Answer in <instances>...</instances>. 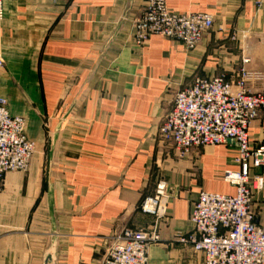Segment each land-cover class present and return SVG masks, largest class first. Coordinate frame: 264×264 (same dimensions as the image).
<instances>
[{
    "label": "crops",
    "instance_id": "0c3cea01",
    "mask_svg": "<svg viewBox=\"0 0 264 264\" xmlns=\"http://www.w3.org/2000/svg\"><path fill=\"white\" fill-rule=\"evenodd\" d=\"M165 3L212 18L194 49L157 35L136 41L132 25L145 0H5L0 97L24 118L35 154L27 171L4 176L0 264H43L53 239L55 264H101L114 233L153 224L139 205L159 180L172 199L148 264L203 263L191 247L165 243L191 230L200 191L235 194L222 174L238 169L236 149L228 142L178 158L157 131L175 92L195 77L235 82L240 68L264 73V0ZM249 89L264 92V82ZM249 134L264 147V117ZM252 172L264 179V157ZM250 206L264 227V187Z\"/></svg>",
    "mask_w": 264,
    "mask_h": 264
},
{
    "label": "built area",
    "instance_id": "2783aa9c",
    "mask_svg": "<svg viewBox=\"0 0 264 264\" xmlns=\"http://www.w3.org/2000/svg\"><path fill=\"white\" fill-rule=\"evenodd\" d=\"M4 3L0 0V23ZM211 25L209 15L174 13L165 0H145L132 26L137 42L157 35L177 41L189 51ZM257 82H264V73L245 68L239 69L235 82L222 76L195 77L175 92L158 127L159 142L170 145L178 158L194 148L228 142L236 149L238 169L222 174V180L235 187V194L200 191L189 212L191 230L171 242L201 253L202 264H264V227L255 222L250 206L253 192L264 187L263 177L252 172L263 161L264 147L254 144L249 134L251 122L264 117V92L249 89ZM34 154L35 143L25 133L24 118L11 115L6 100L0 97V191L5 174L27 171ZM171 199L166 183L159 180L139 205L141 213L153 217V224L123 227L114 233L101 264H148L149 248L161 240L158 224L165 221Z\"/></svg>",
    "mask_w": 264,
    "mask_h": 264
},
{
    "label": "water",
    "instance_id": "95a60500",
    "mask_svg": "<svg viewBox=\"0 0 264 264\" xmlns=\"http://www.w3.org/2000/svg\"><path fill=\"white\" fill-rule=\"evenodd\" d=\"M59 130V125L56 127V132ZM56 138V135L54 136ZM49 197H50V216H51V224H52V233L55 234V226L54 221L52 218V196H51V190L49 191ZM55 246H56V239H53L51 242V245L49 248L45 251L43 255V264H55Z\"/></svg>",
    "mask_w": 264,
    "mask_h": 264
},
{
    "label": "rangeland",
    "instance_id": "374dc122",
    "mask_svg": "<svg viewBox=\"0 0 264 264\" xmlns=\"http://www.w3.org/2000/svg\"><path fill=\"white\" fill-rule=\"evenodd\" d=\"M166 245H176V243H165Z\"/></svg>",
    "mask_w": 264,
    "mask_h": 264
}]
</instances>
